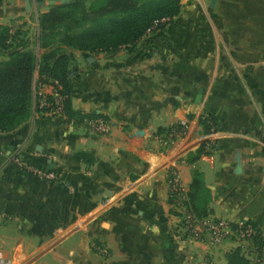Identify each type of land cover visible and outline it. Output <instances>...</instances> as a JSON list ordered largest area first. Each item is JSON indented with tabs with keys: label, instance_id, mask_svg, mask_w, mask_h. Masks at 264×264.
I'll return each instance as SVG.
<instances>
[{
	"label": "crops",
	"instance_id": "crops-1",
	"mask_svg": "<svg viewBox=\"0 0 264 264\" xmlns=\"http://www.w3.org/2000/svg\"><path fill=\"white\" fill-rule=\"evenodd\" d=\"M70 1L2 0L0 26L39 27L42 13ZM34 51L39 61L46 49ZM62 53L77 114L66 115V95L55 109L56 79L37 66L30 117L0 131V264H228L232 244L184 237L169 197L175 167L188 192L202 175L209 216L251 221L264 236V0H181L162 31L132 47ZM93 113L112 132L80 118ZM181 123L186 134L165 147Z\"/></svg>",
	"mask_w": 264,
	"mask_h": 264
},
{
	"label": "trees",
	"instance_id": "trees-1",
	"mask_svg": "<svg viewBox=\"0 0 264 264\" xmlns=\"http://www.w3.org/2000/svg\"><path fill=\"white\" fill-rule=\"evenodd\" d=\"M82 7L83 0H75L62 4L60 8L52 7L39 16V45L46 49L39 61L28 41L21 38L20 29L14 33L11 27L0 26V51L6 55V58L0 59V131H11L30 117L37 66L41 76L56 79L62 84L60 92L67 96L65 113L69 117L75 116L77 112L73 110L70 99L71 63L69 56L62 53V47L89 54L132 47L155 23L158 24L157 29L162 31L169 22L161 21H172L180 13L181 0H93L88 10ZM77 9L82 12H76ZM56 44L59 46L55 47ZM48 100L54 102L51 97ZM48 109L50 107L43 110ZM94 116L98 115L85 114L80 118L84 121L86 117ZM200 123L205 134L215 130L210 117L201 118ZM206 145L207 142H204L200 146L198 154L208 153ZM89 156L85 152L76 153L81 160L88 161ZM205 192L202 175L196 172L188 196L189 205L198 217L209 216L202 204ZM257 230L254 242L262 256L264 236L258 227ZM226 259L228 264H259L239 246L231 248L226 253Z\"/></svg>",
	"mask_w": 264,
	"mask_h": 264
},
{
	"label": "built area",
	"instance_id": "built-area-1",
	"mask_svg": "<svg viewBox=\"0 0 264 264\" xmlns=\"http://www.w3.org/2000/svg\"><path fill=\"white\" fill-rule=\"evenodd\" d=\"M170 19H163L161 22H170ZM158 24L155 23L148 32L155 30ZM60 82L54 81L56 110L61 111L62 100L64 95L60 92ZM84 122L91 130L100 134H109L113 130V124L104 116L98 115L94 117H86ZM187 132V124H176L169 129L164 135L162 143L165 147H171L177 140L182 138ZM18 165L23 170H28L25 163L19 161ZM31 174L42 180L56 179V173L42 169H32ZM169 197L173 207L177 210L181 217L182 231L184 237L191 241L204 242L208 245H222L233 243V247L239 246L245 252L246 248H250L254 253L255 262L264 264V250L262 256L257 249L254 239L257 236V226L251 221L234 222L225 218H215L211 216L198 217L189 205L188 190L186 189L180 170L175 167L169 173ZM235 244V245H234ZM232 247V248H233ZM102 252H106L101 249Z\"/></svg>",
	"mask_w": 264,
	"mask_h": 264
},
{
	"label": "rangeland",
	"instance_id": "rangeland-1",
	"mask_svg": "<svg viewBox=\"0 0 264 264\" xmlns=\"http://www.w3.org/2000/svg\"><path fill=\"white\" fill-rule=\"evenodd\" d=\"M75 1V0H74ZM70 2H73V1H70ZM68 2V3H70ZM93 2V0H83V3H84V7L82 8H85V10H88L90 8V5L91 3ZM63 4H67V3H63ZM62 4H57L53 7H61ZM84 10V11H85ZM76 12H82L81 10H76ZM57 30V29H56ZM22 31V32H21ZM20 31L21 33V38H24V40L28 41L29 43V46L31 48H33L34 50L39 46V36H40V32H41V28L40 27H37L35 22L32 23L31 27L29 29H22ZM59 30H57L58 32ZM157 32V31H160L159 29H155L151 32ZM14 33L16 32L15 30L13 31ZM56 32V31H55ZM149 33V32H148ZM56 38L58 39L59 36H56ZM59 46L58 44L55 45V47ZM66 47H62V50H64ZM61 49V48H60ZM72 49V48H71ZM6 57L5 53H3L2 51H0V59H4ZM233 245V243H232ZM235 245V244H234ZM245 253L254 261L255 260V257H254V253L251 251L250 248H246L245 249Z\"/></svg>",
	"mask_w": 264,
	"mask_h": 264
},
{
	"label": "water",
	"instance_id": "water-1",
	"mask_svg": "<svg viewBox=\"0 0 264 264\" xmlns=\"http://www.w3.org/2000/svg\"><path fill=\"white\" fill-rule=\"evenodd\" d=\"M29 2H30V0H27L28 5H29ZM240 167H241V164L239 163L237 166L238 170H240Z\"/></svg>",
	"mask_w": 264,
	"mask_h": 264
}]
</instances>
